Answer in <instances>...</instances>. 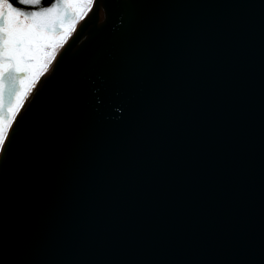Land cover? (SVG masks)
<instances>
[{
  "label": "water",
  "instance_id": "95a60500",
  "mask_svg": "<svg viewBox=\"0 0 264 264\" xmlns=\"http://www.w3.org/2000/svg\"><path fill=\"white\" fill-rule=\"evenodd\" d=\"M5 145L0 264H264V0H93Z\"/></svg>",
  "mask_w": 264,
  "mask_h": 264
},
{
  "label": "snow or ice",
  "instance_id": "6c2138e0",
  "mask_svg": "<svg viewBox=\"0 0 264 264\" xmlns=\"http://www.w3.org/2000/svg\"><path fill=\"white\" fill-rule=\"evenodd\" d=\"M77 19L76 5L70 0H0V83L8 76L15 86L9 107L22 94L49 48L63 39L67 27ZM2 112L0 94V115ZM4 151L7 147L0 134V152Z\"/></svg>",
  "mask_w": 264,
  "mask_h": 264
},
{
  "label": "flooded vegetation",
  "instance_id": "af4514ba",
  "mask_svg": "<svg viewBox=\"0 0 264 264\" xmlns=\"http://www.w3.org/2000/svg\"><path fill=\"white\" fill-rule=\"evenodd\" d=\"M71 3H74L76 5V13H77V16H78V19H77V22L75 24H73V28H75V26L78 24V22L89 12V10L91 9L92 7V3L91 4H88L86 2V0H70ZM70 26V25H69ZM51 48L52 46L49 48V51H48V54L46 57H44L36 66V68L33 70L34 71V74L36 72V70L39 68L40 64L46 59L48 58L49 56V53L51 51ZM52 61V60H51ZM50 61V62H51ZM49 62V63H50ZM48 63V64H49ZM33 78V76H32ZM32 78L30 80V82H28L27 84H25L23 86V89H22V94L19 95L18 99L14 100L13 103H12V106L9 107L7 106L6 107V110L8 111V119H7V123H6V126H5V129L3 131V136H4V139L6 137V134L15 118V115L16 113L19 111V109L21 108L22 104L24 103L26 97L28 96L29 92L32 90V88L36 85V83L34 84V86L32 87L31 86V82H32ZM40 78V77H39ZM32 87V88H31ZM11 102V101H10Z\"/></svg>",
  "mask_w": 264,
  "mask_h": 264
},
{
  "label": "rangeland",
  "instance_id": "374dc122",
  "mask_svg": "<svg viewBox=\"0 0 264 264\" xmlns=\"http://www.w3.org/2000/svg\"><path fill=\"white\" fill-rule=\"evenodd\" d=\"M73 25H70L67 27L65 35L63 37V39L58 40L54 43V45L51 48V51L49 53L48 58H46L39 66V68L36 70L35 74L33 75L32 78V82H31V86L33 87L34 84L37 82V80L39 79V77H41V75L43 74L45 68L47 67L48 63L55 57V55L58 53V51L61 49V47L63 46V44L65 43V41L67 40L68 36L70 35V33L73 31L72 29ZM31 87V88H32Z\"/></svg>",
  "mask_w": 264,
  "mask_h": 264
}]
</instances>
